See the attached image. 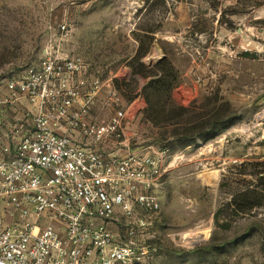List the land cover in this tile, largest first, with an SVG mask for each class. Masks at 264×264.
Returning <instances> with one entry per match:
<instances>
[{"label": "rangeland", "instance_id": "rangeland-1", "mask_svg": "<svg viewBox=\"0 0 264 264\" xmlns=\"http://www.w3.org/2000/svg\"><path fill=\"white\" fill-rule=\"evenodd\" d=\"M47 47L80 55L101 100L119 79L123 155L168 151L153 188L161 209L143 212L135 241L147 253L133 264H264V198L238 197L264 192V0H0V88ZM139 47L149 69L168 60L187 113L146 117L149 79L121 81ZM201 116L216 135L180 146L174 134Z\"/></svg>", "mask_w": 264, "mask_h": 264}, {"label": "built area", "instance_id": "built-area-1", "mask_svg": "<svg viewBox=\"0 0 264 264\" xmlns=\"http://www.w3.org/2000/svg\"><path fill=\"white\" fill-rule=\"evenodd\" d=\"M89 70L47 47L3 81L0 264H133L147 253L135 237L149 224L143 212L161 209L153 188L168 151L123 155L121 95L110 85L101 100Z\"/></svg>", "mask_w": 264, "mask_h": 264}, {"label": "trees", "instance_id": "trees-1", "mask_svg": "<svg viewBox=\"0 0 264 264\" xmlns=\"http://www.w3.org/2000/svg\"><path fill=\"white\" fill-rule=\"evenodd\" d=\"M146 52V48L139 47L136 55L130 60L126 67V78L121 79L122 82H131L136 77H142L149 79L148 83L143 87V95L147 106L144 110V114L149 120H157L158 117L165 118L167 121L176 119L179 114L188 112L190 106L177 101L173 94V80L175 76L172 74V70L169 67L168 60L162 58L153 68H147L145 64L140 60L141 56ZM115 88L121 90L118 86L119 79L114 80ZM122 93V92H121ZM123 96H125L123 94ZM130 101V98H127ZM218 115L215 116V119ZM217 122L216 126H218ZM188 127L184 133H176L173 139H182L180 146H187L193 142L194 135L203 136L208 131L213 135H216V131L211 129L214 127V123L210 120L205 121L204 117L201 116L189 122ZM208 132V133H209ZM207 135V134H206ZM210 137V136H209ZM207 138V136H206ZM257 194L256 196L260 199L264 198V192L247 191L243 194L238 195L239 198H248L251 194ZM236 199H234V204ZM248 207L243 210H249L252 204H247Z\"/></svg>", "mask_w": 264, "mask_h": 264}, {"label": "bare ground", "instance_id": "bare-ground-1", "mask_svg": "<svg viewBox=\"0 0 264 264\" xmlns=\"http://www.w3.org/2000/svg\"><path fill=\"white\" fill-rule=\"evenodd\" d=\"M259 116H260V118H263V115H262V113H261Z\"/></svg>", "mask_w": 264, "mask_h": 264}, {"label": "crops", "instance_id": "crops-1", "mask_svg": "<svg viewBox=\"0 0 264 264\" xmlns=\"http://www.w3.org/2000/svg\"><path fill=\"white\" fill-rule=\"evenodd\" d=\"M98 103H100V100L98 101ZM96 107H98V106H96ZM98 109H99V107H98Z\"/></svg>", "mask_w": 264, "mask_h": 264}]
</instances>
